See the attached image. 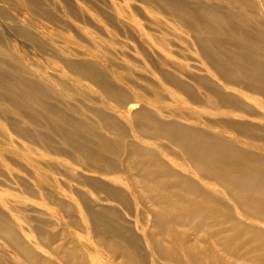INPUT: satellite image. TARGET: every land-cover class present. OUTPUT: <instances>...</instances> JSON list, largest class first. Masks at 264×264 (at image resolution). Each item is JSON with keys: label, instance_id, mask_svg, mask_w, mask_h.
<instances>
[{"label": "bare ground", "instance_id": "6f19581e", "mask_svg": "<svg viewBox=\"0 0 264 264\" xmlns=\"http://www.w3.org/2000/svg\"><path fill=\"white\" fill-rule=\"evenodd\" d=\"M151 1L195 32L205 70L200 66L196 71L182 66L169 70L154 64L157 80L148 79L151 91L140 86L130 93L93 60H65L75 76L100 87L118 106L142 103L125 118L131 129L101 107L88 108L99 122L96 126L67 114L51 101L57 86L33 77L34 72L16 59L0 35V115L10 119L24 138L42 142L54 153L68 154L55 142L58 136L82 156L87 168L106 176L85 178L91 197L78 192L86 209L80 213L90 221L102 247L91 258L82 244L65 237V229L50 233L38 226L43 244H57L58 263L44 257L0 212V236L18 251L17 264H101L103 253L114 264H264V16L258 15L255 0H229L238 2V9L232 4L223 9L217 3ZM30 4L44 17L53 18L37 2ZM15 32L40 43L28 27H15ZM223 33L234 37V42L219 37ZM125 78V74L118 76ZM61 85L62 95L75 97V90ZM167 98L184 104L172 105ZM71 109L79 112L76 106ZM15 117L35 128L20 126ZM100 127L113 137L99 134ZM89 128L97 143L85 136ZM141 137L146 141L140 142ZM162 139L179 149L183 161L175 163L184 173L161 157L164 147L158 141ZM121 171L124 174L109 175ZM44 174L37 178L40 186L47 181ZM131 195L141 215L151 214L145 236L149 250L120 210L121 206L133 210ZM98 199L117 205L96 204ZM59 205L69 222L76 224L74 206L65 200ZM0 264L14 263L0 253Z\"/></svg>", "mask_w": 264, "mask_h": 264}, {"label": "rangeland", "instance_id": "374dc122", "mask_svg": "<svg viewBox=\"0 0 264 264\" xmlns=\"http://www.w3.org/2000/svg\"><path fill=\"white\" fill-rule=\"evenodd\" d=\"M31 1L37 2L42 10L50 12L53 18L44 17L39 10H33ZM185 1L190 4L217 3L223 9H229L231 4L238 9L240 5L229 0ZM255 1L259 6L258 15L264 16V4L261 0ZM15 27H28L38 36L40 43L17 35ZM0 35L16 59L34 72L33 77L48 80L57 86V92L53 94L51 101L67 114L71 113L70 115L90 126L99 124L88 110L92 106L101 107L125 122V118L131 117L142 103L130 102L126 107L118 106L114 100L106 97L100 87L85 78L75 76L65 60H93L97 66L107 69L112 82L128 89L130 93L140 86L151 91L148 79L157 80L154 64L169 70L182 66L196 71L197 66L203 70L206 67L201 62L195 32L183 25L175 14L151 0H0ZM219 37L230 42L235 40L227 33ZM121 74H125L127 78L118 79ZM61 84L75 90V97L62 95ZM144 95L147 93L144 92ZM167 102L172 105L184 104L171 98H167ZM2 105L0 102V107ZM72 106H76L79 112L73 111ZM146 106L156 109L148 103ZM15 121L20 126L35 128L34 124L22 117H15ZM42 122L45 123V120ZM126 124L131 129L130 124ZM96 131L105 137H113L112 133L102 127ZM84 134L96 143L99 141L90 128L85 129ZM54 140L69 153H54L42 142L24 138L14 130L10 119L0 115V212L44 257L58 263L54 253L57 244H43L36 230L38 226L50 233L65 229L68 232L65 237L82 244V251L87 258H91L95 250L102 247L95 240L90 221L80 213L86 212V209L78 199V192L91 197L92 189L84 181L85 178L105 179L106 176L87 168L82 156L72 151L61 138L54 136ZM138 140L146 141L144 137ZM158 143L164 147L161 157L169 166L184 173L182 166L175 163L183 161L179 149L167 140L162 139ZM40 173H45L47 179L43 186L37 180ZM114 174L124 172H112L109 175ZM97 194L105 196L103 192ZM60 200L74 206L76 224L69 222L60 208ZM131 201L132 211L122 206L120 210L126 224L143 238L142 242L149 250L145 236L151 227V214L141 215L140 210H136L137 201L132 195ZM95 203L117 205L113 200L98 199ZM138 206L140 209V205ZM0 253L14 264L21 258L18 251L1 236ZM100 263L114 264L104 253Z\"/></svg>", "mask_w": 264, "mask_h": 264}]
</instances>
